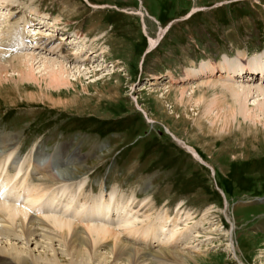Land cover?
<instances>
[{"label":"rangeland","instance_id":"rangeland-1","mask_svg":"<svg viewBox=\"0 0 264 264\" xmlns=\"http://www.w3.org/2000/svg\"><path fill=\"white\" fill-rule=\"evenodd\" d=\"M13 27L20 31L17 44L10 39ZM40 36L53 45L36 48ZM1 50L7 57L61 60L71 73L72 85L58 90L46 89L40 70L37 83H20L8 64L10 71L2 75L0 161L5 155L16 161L23 181L28 174L40 178L39 171L59 179L73 155L86 171L47 183L49 194L63 186L65 193L85 188L90 198L115 194L121 204L134 198L144 208L137 214L139 225L150 206L152 220L168 214V227L176 213L183 214L180 233L168 243L158 240L161 230L151 246L149 240L121 235L138 264L154 259L149 255L141 263V255L160 250H181L185 256L156 258L153 264H264V124L240 117L227 132L210 129L205 117L196 121L198 108L177 100L181 88L186 99L204 90L211 97L223 88L202 82L224 79L231 71L235 78L253 74L256 81L245 84H259L264 0H0ZM39 61L35 67L42 68ZM69 163L72 170L76 165ZM44 211L38 216L48 214ZM120 211L110 221L125 222L127 209ZM1 215L0 226H11ZM35 228L56 236L53 243L40 236L28 241L20 227L0 237L5 252L0 255L14 264L18 253L43 260L39 264L55 254L60 264L75 261L56 230ZM110 249V243L94 248L99 256L89 263L129 264L124 257L114 259Z\"/></svg>","mask_w":264,"mask_h":264},{"label":"bare ground","instance_id":"bare-ground-1","mask_svg":"<svg viewBox=\"0 0 264 264\" xmlns=\"http://www.w3.org/2000/svg\"><path fill=\"white\" fill-rule=\"evenodd\" d=\"M18 29L13 27L9 33L13 44H17L21 41L19 38L21 37L19 35L20 31ZM22 40L25 41L26 44L29 43L24 38ZM49 41L50 40L48 38L40 36L39 40L35 42V45H37L36 48H45L47 46L53 45V42ZM27 45L29 46L30 44ZM153 45L154 43L151 41V46ZM7 53L9 54V52L2 50L0 51V81L3 78L2 75L10 71L8 66L10 65V67H12V71L18 73V80L20 83L33 80L37 83L39 80L37 76L38 73L36 74L37 70H40V78L46 81V89L55 87L58 90L61 89L63 85L68 86L72 83L70 79L71 73H69L68 66L64 64L65 62H60L61 60L58 62V60L56 61V59H51V57L46 58L32 54H24V56L11 55L7 57ZM76 53L78 52L76 51ZM70 54H72V52ZM37 59H40L39 62L41 65H43L42 68H40L41 66L35 67L36 64L34 62ZM229 67L231 68V65ZM259 68L261 69V72L259 73L261 76L258 78L260 81L259 84H245V82H253V80L256 81V78H254L253 74L247 73V75L244 74L243 78H235L231 71L229 73L227 72L226 76H224V79L202 82V85L208 84L210 88L213 87L214 89H217L218 86L223 88V90L218 88L219 91L221 90L220 92L215 90L211 97H206L208 92H205L204 90L203 95L194 98L191 94L190 97L186 99V89L181 88L179 90L180 96L177 100L179 103H186V105H188V102H191L193 107L198 108L200 111L199 114H197L199 117L196 119V121L201 124V119L205 117L210 121L209 123H211L210 129L214 127L215 130L218 129L227 132L234 127L235 123L239 121L240 117L244 118V120H251L253 124H256V122L258 123L259 121H262L264 124V66H260ZM252 69H255V66ZM29 85L26 87H29ZM49 90L43 91L42 89V93L48 94ZM230 96L233 100L232 102L229 101ZM251 98L254 99L252 102ZM195 108H193V112L197 111ZM188 148L192 150L196 157L203 160L197 151L191 147ZM7 156L5 155V157L0 161V214L2 213L3 216L8 218L7 221H9L11 226H0V237L14 235L16 234L14 229L18 230L21 227V229H19L20 231H18L22 233L21 235L23 238L25 236L26 240L31 241L33 236H40L47 238L53 243L56 236L42 233V231L40 232V230H37L36 228V230L32 229V227L36 224L40 226L47 225L59 233L58 237L60 242L62 241L63 243H66L67 252H69L71 258L75 259V261L72 260V264H90L89 262L92 260L93 256H99L95 255V250L93 249L103 244L106 246V244L109 243L112 245V249H110L109 252L112 253L114 259L117 260L121 256L122 259L123 257L125 258L126 263L138 264L139 259L136 258L135 254H129L128 250L130 245L129 243L127 244L124 242L121 237L122 234L129 235L130 237H139L140 239L149 240L151 243L154 238H159L156 234L158 230H161L163 236L158 240L163 244L170 242L177 234L180 233L181 229L178 228V224L179 221L183 220V214L176 213L173 220L171 221L174 223L173 226L168 227L170 217L167 213H160L153 220L150 218L149 214L147 213L148 210L153 208L152 206L148 207V209L144 211V217L146 220L142 221L140 225L137 224V222H135L137 219H139V215L137 214H139V212L144 208H142V204L135 202L134 198L132 201L131 199H127L125 204H121V201L118 199V197H114V193H112L114 194L113 196L110 194L108 198H104L102 196H100L102 198H90L87 196V194L83 193V191L86 190L85 188L81 193L78 194V190L75 192L72 191L65 193L63 186H60L61 190L58 192L49 194L48 190L51 188V185H48L47 183L52 182L53 184H56L59 181H70L76 179L79 176V173L81 174L82 172L86 171V169H83L86 168L85 166L79 165L81 164L79 157H75L74 159L73 155L71 156L72 158H70L68 163H75L76 166L71 170L69 169V165L67 163L65 166L68 169L60 172L61 176L59 179L56 177V175L39 171L38 173H40V178L36 177L35 174H28V176L23 181L22 167H19L14 160L10 162V156ZM7 168H10V172L9 170L7 171ZM63 196L66 198L64 199V205L60 207V204L63 201ZM45 208H47V211L44 212L48 214L44 217H39L38 214L41 215V213H43V209ZM59 208L60 211H58ZM122 209H127V211H125V218H127L124 220L125 222L120 223V219L118 220L117 218L116 221H114L115 218H112L110 221L109 217L111 215V217H113L115 214L118 215ZM17 223L21 226H19ZM80 223L84 224L79 225ZM179 239L180 238H178V240ZM0 253L3 254L5 252L0 251ZM145 254L146 255L144 256H140V259L143 258L141 263H145V261L148 260L149 255L154 257L150 263H152V261L157 263L160 259L156 258H174V260H178L185 256H183L181 250H160L159 252ZM15 258L18 260V264H39L43 262V260L42 262H40L41 260L39 262L38 260L37 262H32V259L26 255H23L22 253H18ZM58 258L59 257H56L55 254V256L48 259L44 264H60L62 259L60 260ZM41 259H44V257ZM0 264L14 263L11 262L7 256L0 255ZM103 264L109 263L104 262Z\"/></svg>","mask_w":264,"mask_h":264}]
</instances>
